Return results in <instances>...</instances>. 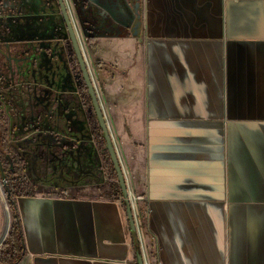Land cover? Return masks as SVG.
Listing matches in <instances>:
<instances>
[{"label":"crops","instance_id":"1","mask_svg":"<svg viewBox=\"0 0 264 264\" xmlns=\"http://www.w3.org/2000/svg\"><path fill=\"white\" fill-rule=\"evenodd\" d=\"M78 3L150 264H264V0H139V23L129 0ZM5 143L2 158L16 167L20 153ZM53 149L20 165L34 196L17 201L26 253L18 264H138L108 163L99 178L57 186L77 164L70 146ZM95 151L79 153L84 165ZM7 206L0 178V243Z\"/></svg>","mask_w":264,"mask_h":264},{"label":"flooded vegetation","instance_id":"2","mask_svg":"<svg viewBox=\"0 0 264 264\" xmlns=\"http://www.w3.org/2000/svg\"><path fill=\"white\" fill-rule=\"evenodd\" d=\"M23 1L0 0V44L4 50V61L0 59V89L5 93L13 91L3 98L7 117L3 111L0 113L4 133L0 134L1 145L10 141L20 153L12 162L21 166L28 164L29 156L42 162L45 152L70 146L76 169L66 172L70 179L59 177L55 181L57 186L78 183L89 173L99 178L104 169L100 162L108 163L109 176L114 179L116 173L58 1L70 43L66 47L58 45L55 34L49 31L52 23L45 7L33 13L26 6L30 0ZM77 22L84 35L81 18ZM53 111L58 115L56 121H52ZM4 119L9 120L8 130H4ZM85 148L91 152L96 149L92 165H84L79 158ZM118 187L111 192L117 194Z\"/></svg>","mask_w":264,"mask_h":264},{"label":"water","instance_id":"3","mask_svg":"<svg viewBox=\"0 0 264 264\" xmlns=\"http://www.w3.org/2000/svg\"><path fill=\"white\" fill-rule=\"evenodd\" d=\"M57 1H58L60 10H61L62 17L64 18V21L67 24V28H68V31L70 33V37L72 40L73 49L77 56L79 66H80V69L83 75V79L85 81L86 88L88 90V95L91 98L92 106H93L95 115L97 117L99 127L103 132L104 140L106 142V150L109 154L112 167L117 176V184L119 185L121 189L122 198L126 206L127 216L130 222V227H131L132 235L134 238V243H135L137 256H138V264H144L143 251H142V247H141V243L139 239V233H138V220L134 214V210H133L132 203L130 200V191H129V187L127 184L124 167L120 159V156L117 152L108 122L106 120V117H105V114H104V111L101 105V100L98 95L96 82L93 77L92 70H91V67L87 59L85 48L82 44V40L80 36H78V30H76V24L74 25L72 22L66 0H57ZM129 1H130L131 7L133 8L132 9L133 13L137 14V18H138L137 23H139V17H138L139 8H140L139 0H129ZM82 29H83V32L85 33L84 27ZM2 97L4 98L5 95H3ZM55 112L52 115L53 116L52 121H56V118L58 119V115ZM0 178L2 180L3 186L5 187L7 183L5 181L6 177H5V173H4L1 160H0Z\"/></svg>","mask_w":264,"mask_h":264},{"label":"trees","instance_id":"4","mask_svg":"<svg viewBox=\"0 0 264 264\" xmlns=\"http://www.w3.org/2000/svg\"><path fill=\"white\" fill-rule=\"evenodd\" d=\"M0 155L7 183L4 189L13 216L10 235L0 250V264H18L26 253L20 218L16 210L17 201L23 197L34 196V185L27 178L25 168L20 167V164H17L16 167L9 164L7 167L5 160L2 158V153ZM114 179H117L116 175ZM119 191L120 188L118 187V193H120ZM138 219L141 223L140 228L143 230L140 212L138 213Z\"/></svg>","mask_w":264,"mask_h":264},{"label":"rangeland","instance_id":"5","mask_svg":"<svg viewBox=\"0 0 264 264\" xmlns=\"http://www.w3.org/2000/svg\"><path fill=\"white\" fill-rule=\"evenodd\" d=\"M23 1V0H22ZM56 1L57 0H30L29 1V4L28 5H26L28 8L30 7V9H31V12H33V13H37L36 12V10L38 9V12H39V8L40 7H42V9L45 7V9H46V11H47V13L48 14H50V19H51V23H52V25H51V27H50V32H53L54 34H55V37H56V43L59 45V44H61V46H64V47H66V45L67 46H70V43H69V38H68V34H67V30H66V27H65V25H64V23H63V20H62V17H61V15H60V13H59V7H58V5H57V3H56ZM71 1H72V3H71ZM23 2H25V1H23ZM67 2H68V4H69V7H70V12H71V14H72V17H73V20H75L74 22L76 23V26L78 27V29H79V35H80V38H81V40H82V44H83V46H84V48H85V52H87V50H86V42H85V39H84V36H83V34H82V32H81V30H80V27H79V25H78V22H77V20H78V18H81V16H82V13H83V10H82V7H81V5H79V3H78V0H67ZM37 3H38V5H40V6H37ZM27 4V3H26ZM35 4H36V6H35ZM73 5V6H72ZM35 7H38V8H35ZM41 11V10H40ZM42 12H43V10H42ZM44 13V12H43ZM75 14L77 15V18H76V16H75ZM92 21L94 22V23H98L97 22V19H92ZM93 23V24H94ZM92 23H91V25H93ZM95 26V25H94ZM90 27V26H89ZM91 28V27H90ZM91 29H93V28H91ZM56 34H57V36H56ZM87 55V54H86ZM89 65H90V63H89ZM91 70H92V68H91ZM92 74H93V77H94V79H95V81H97V79H96V77H95V74H94V72H93V70H92ZM97 86H98V83H97ZM98 88H99V92H98V95H99V97L101 96V100H102V98H103V96H102V92H101V90H100V87L98 86ZM115 139V141H116V138H114ZM114 139H113V141H114ZM116 144V143H115ZM112 182H113V180H112ZM111 181H110V179H107L105 182H104V184H103V186L105 187V188H107V187H109L111 184H113ZM116 183H117V181H116ZM40 192H43V193H48V191L47 190H43L42 191V189H40ZM98 192H99V190H98ZM136 199H137V202H138V207L140 208V206H141V204H140V201H138V197H136ZM8 207H9V205H8ZM136 209H137V206H136ZM9 218H11V226H10V231H11V228H12V223H13V216H12V213H11V210H10V208H9ZM140 225H141V223H140ZM10 231H9V233H8V237H9V235H10ZM140 235H141V237L145 240V236H144V231L142 230V228H140ZM7 237V238H8Z\"/></svg>","mask_w":264,"mask_h":264},{"label":"built area","instance_id":"6","mask_svg":"<svg viewBox=\"0 0 264 264\" xmlns=\"http://www.w3.org/2000/svg\"><path fill=\"white\" fill-rule=\"evenodd\" d=\"M121 201H123V198H121L120 199ZM131 200V203H132V207H133V210H134V213H135V206H134V202L135 201H133L132 199H130ZM8 204V203H7ZM7 209H8V206H7ZM140 235V234H139ZM8 237V236H7ZM139 239H140V236H139ZM7 240V238L5 239V240H3V242H1L0 243V250L2 249V247H3V245H4V243H5V241ZM140 243H141V240H140ZM141 247H142V245H141ZM143 251V250H142ZM143 259H144V264H150V262H149V260H148V258H147V256H146V254H144L143 253Z\"/></svg>","mask_w":264,"mask_h":264},{"label":"bare ground","instance_id":"7","mask_svg":"<svg viewBox=\"0 0 264 264\" xmlns=\"http://www.w3.org/2000/svg\"><path fill=\"white\" fill-rule=\"evenodd\" d=\"M66 2H67V0H66ZM67 7H68L69 13H70V15H71L72 22H73V24L75 25L76 23L74 22L75 20H73V17H72V14H71V12H70V7H69L68 2H67ZM76 30H78V36H80V35H79V29H78L77 26H76Z\"/></svg>","mask_w":264,"mask_h":264}]
</instances>
